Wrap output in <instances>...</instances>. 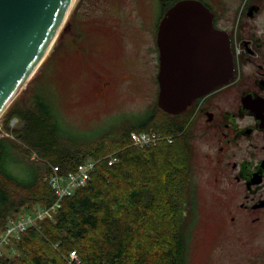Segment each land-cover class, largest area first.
Wrapping results in <instances>:
<instances>
[{
    "label": "trees",
    "instance_id": "trees-1",
    "mask_svg": "<svg viewBox=\"0 0 264 264\" xmlns=\"http://www.w3.org/2000/svg\"><path fill=\"white\" fill-rule=\"evenodd\" d=\"M3 118L0 233L9 218L55 202L47 182L52 166L65 174L87 158L100 162L87 186L64 199L52 218L22 233L15 243L16 254L0 258V264H188L191 226L185 213L189 210L191 215L194 197L186 193L191 154L183 141L182 114L172 116L157 104L131 127L109 131L82 145L60 131L50 97L39 87ZM151 128L172 136L173 142L145 149L130 144L132 132ZM112 155L118 162L110 166ZM178 158L182 167L159 174ZM25 171L28 181H24ZM74 252L79 263L70 262Z\"/></svg>",
    "mask_w": 264,
    "mask_h": 264
},
{
    "label": "rangeland",
    "instance_id": "rangeland-1",
    "mask_svg": "<svg viewBox=\"0 0 264 264\" xmlns=\"http://www.w3.org/2000/svg\"><path fill=\"white\" fill-rule=\"evenodd\" d=\"M178 1L89 0L77 10L82 2L77 0L48 56L0 117V137L6 135L2 125L5 113L14 105L25 104L39 87L50 97L60 131L82 145L109 131L117 133L131 127L143 118L158 100L157 24L165 9ZM199 1L218 8L222 2L235 4L238 0ZM73 14L74 28L77 27L82 37L76 38L67 29ZM104 82L112 83L109 91L106 95L97 94L96 90ZM153 129L148 132L156 133ZM160 134L163 139L159 143H169L165 138L172 136ZM195 153V164H199L203 155L197 149ZM182 165L179 158L173 159L159 174L166 175L170 169ZM28 180L25 171L24 181ZM208 194L197 191L193 196L192 214L196 218L199 214L201 218L194 217L189 222L187 262L241 264L233 244L211 222L214 209ZM189 217L190 214L185 217L186 223Z\"/></svg>",
    "mask_w": 264,
    "mask_h": 264
},
{
    "label": "flooded vegetation",
    "instance_id": "flooded-vegetation-1",
    "mask_svg": "<svg viewBox=\"0 0 264 264\" xmlns=\"http://www.w3.org/2000/svg\"><path fill=\"white\" fill-rule=\"evenodd\" d=\"M82 3L89 0H82L77 10ZM203 4L213 15L214 29L228 38L234 74L229 83L194 100L182 113L183 141L191 154L186 193H210L211 222L233 244L241 264H264V0L225 1L218 8ZM74 14L67 29L82 37L74 28ZM111 84L102 83L96 93L106 95ZM195 149L203 155L199 164ZM193 215L188 221L196 218Z\"/></svg>",
    "mask_w": 264,
    "mask_h": 264
},
{
    "label": "water",
    "instance_id": "water-1",
    "mask_svg": "<svg viewBox=\"0 0 264 264\" xmlns=\"http://www.w3.org/2000/svg\"><path fill=\"white\" fill-rule=\"evenodd\" d=\"M76 2L0 0V117L48 56ZM212 16L202 2L182 0L159 25L157 104L172 116L233 77L228 38Z\"/></svg>",
    "mask_w": 264,
    "mask_h": 264
},
{
    "label": "built area",
    "instance_id": "built-area-1",
    "mask_svg": "<svg viewBox=\"0 0 264 264\" xmlns=\"http://www.w3.org/2000/svg\"><path fill=\"white\" fill-rule=\"evenodd\" d=\"M15 123L14 120L12 122L13 127ZM162 139V135L157 132H132L130 144L135 148L145 149L157 145ZM165 140L169 143L173 142L172 137L165 138ZM109 159L110 166L118 162V159L113 155ZM99 162L98 159H86L75 170L65 174L61 172L59 167L52 166L47 182L56 195L55 202L49 207L38 208L32 212L22 213L8 219L6 228L0 233V258L15 255V243L20 239L22 233L37 225L38 222L52 218L53 214L61 208L64 199L72 197L76 190L87 186ZM70 258L71 263H79L75 252L71 253Z\"/></svg>",
    "mask_w": 264,
    "mask_h": 264
}]
</instances>
